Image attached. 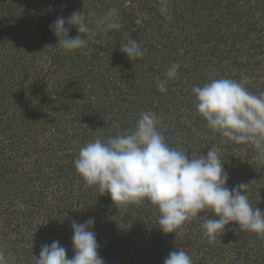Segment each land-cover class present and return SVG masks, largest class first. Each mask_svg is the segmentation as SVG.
Instances as JSON below:
<instances>
[{
  "label": "rangeland",
  "instance_id": "obj_1",
  "mask_svg": "<svg viewBox=\"0 0 264 264\" xmlns=\"http://www.w3.org/2000/svg\"><path fill=\"white\" fill-rule=\"evenodd\" d=\"M226 1L169 0L171 19H167L159 10L161 0H119L124 32H136L143 57L121 63L115 57L120 51L115 42L109 60L103 33L98 56L87 64L88 51L76 50L72 53L80 54L82 61L74 65L65 58L58 62L62 48L56 41L40 47L41 38H32L41 37L42 32L27 31L28 26L45 21V16L31 17L20 31L14 28L11 15L1 11L6 5L2 6L0 251L8 264H36L41 247L53 241L72 245L71 224L89 218L95 220L93 231L99 245L108 242L116 264L122 257L126 264L134 263L121 249L126 243L132 255L130 245L136 239H143L145 260L157 254L150 264H163L170 252L180 248L193 264H264V235L229 224L212 239L203 229V221L196 218L185 223L183 235L164 234L161 247L150 248L149 233L161 232L158 224L151 227L158 222L152 206L149 204L152 212L143 213V224L137 227L139 208L128 206L126 212H120L107 194L88 185L74 167L79 150L88 142L131 133L140 114L151 111L162 118L157 130L169 147L188 152L189 158L194 152L206 155L210 148L218 149L229 175L227 186L248 184L245 194L249 202L264 211V159L251 144L222 143L220 134L197 114L192 94L194 86L214 79L240 81L244 76L249 77L245 87L250 92L264 93V0ZM68 7L70 13L81 14L87 8L86 19L92 14L98 19L116 3L69 0ZM53 10L63 13L61 6ZM37 17L40 22L35 23ZM201 31L205 36L199 38ZM62 55L66 57L68 52L62 51ZM173 63L180 65L177 76L161 93L157 84ZM70 164L73 171L67 168ZM18 201L23 208L17 206ZM200 217L214 218L208 211L199 213ZM99 255L106 264L100 250Z\"/></svg>",
  "mask_w": 264,
  "mask_h": 264
},
{
  "label": "clouds",
  "instance_id": "obj_2",
  "mask_svg": "<svg viewBox=\"0 0 264 264\" xmlns=\"http://www.w3.org/2000/svg\"><path fill=\"white\" fill-rule=\"evenodd\" d=\"M160 12L168 15V0H161ZM66 24L68 27H66ZM58 38L59 46L66 52L85 49L94 35L85 14L73 12L67 21L58 17L50 26ZM75 27L78 35L69 36V28ZM122 25L115 8L97 19L100 32L119 31ZM120 51L129 60L142 58L144 51L133 39L121 44ZM180 65L173 63L158 82L161 93L166 92L168 81L177 76ZM249 77L240 81L218 78L203 86H194L195 108L207 126L220 134L221 142L251 144L264 159V93L250 92L245 84ZM162 118L154 112L140 114L135 130L108 138L88 142L79 150L74 160L76 172L88 185H95L107 194L120 212L129 205L148 202L159 213L158 228L164 234L183 235V226L193 218L203 221L206 234L216 239L225 227L235 224L248 232L264 235V211L251 205L245 194L248 184L227 186L228 173L218 149L210 148L206 155L169 147L164 136L157 130ZM17 206L24 207L22 202ZM204 211L214 218H198ZM94 218L83 223L73 221L72 249L74 255L67 258V250L53 241L43 245L36 264H105L99 255V243L93 231ZM0 264H8L0 251ZM163 264H193L191 256L183 248L169 253Z\"/></svg>",
  "mask_w": 264,
  "mask_h": 264
},
{
  "label": "trees",
  "instance_id": "obj_3",
  "mask_svg": "<svg viewBox=\"0 0 264 264\" xmlns=\"http://www.w3.org/2000/svg\"><path fill=\"white\" fill-rule=\"evenodd\" d=\"M68 1L69 0H0V3H1L0 9L2 8V6L4 7L6 5V7H4L1 11L5 10V11H7L8 14L11 15L12 19L14 20L12 22L14 25V28L19 29V30L23 29L25 27V24L27 26L30 23L31 17H36L39 14L45 16V18H44L45 21H43V19H42L41 22L38 20L39 17H37V20L35 21V23L40 22L39 25L38 24L30 25L31 27L34 26L36 29H31V28H29L30 26L27 27V31L30 34H31V32H30L31 30H34L35 34H39L40 31L42 32V35H40L41 37L35 36L32 38V39H34V41H39V38H41L39 43L41 44L40 47H42V46H44L43 44L52 43L54 41H56L58 43V38L54 35V32L50 27L51 25L54 24L56 19L58 17H63L67 21V19L71 16V14L73 12H76L73 10L72 13H70V9L68 7ZM140 1H142V0H140ZM229 1L230 0H227L226 2H229ZM194 2L196 3L197 1H194ZM114 3H116L115 9L118 12V16H120V14H121V12L119 11L120 8L117 7V4H119V0H114ZM229 4L231 5V2ZM57 6H61L63 13H61V14L56 13V11L53 10V8H55ZM91 6L92 5L90 4L89 7H91ZM226 7H228V5ZM50 8L52 9V11H50L52 13L49 12ZM21 9L23 11H21ZM1 11H0V13H1ZM86 12L88 14V9L84 8L83 14H86ZM96 18H97V16L94 18L93 14H92L91 17L88 16V18L86 19V22L88 23L89 27H91L95 30V34L94 35L83 34V35H85V38L89 40V43H90V45L88 43L87 48H85L88 51L86 57H89L87 64H90L92 62V57H95L96 55L98 56V53L101 51V49L98 48V45H99L100 39L102 40L101 37L103 36V33H105V32H100L98 29H96V21H97ZM128 20H129V18L126 17V24L128 23ZM4 21H6V20H4ZM191 21H192V19H191ZM0 23H2V21H0ZM120 23H121L122 27L119 31H110V32L105 33L107 35L106 50H107L109 60H111V58H112L111 55L114 51L112 49V47H114L115 42L118 44V49L120 50L121 44L127 42L128 39H133L136 41L138 40L136 37L135 31H132L129 29L128 32H124L125 31V23L122 24L121 21H120ZM133 25H135V24H133ZM14 28L8 27L7 29L12 30ZM0 30H1V32H3L2 25H0ZM206 32L208 33V31H206ZM200 33H201V37H199V38H202L203 36H205L204 31H201ZM76 35H78L77 29L75 27H70L69 28V36L75 37ZM92 43H93V46H91ZM59 48H61V47L59 46ZM62 51L65 52V50L61 49V55H60V57L59 56L57 57L58 62H59L60 58H62V59L65 58V60L72 63V65H74L75 63L78 64L80 61H82L81 60L82 56L80 54H77V53L73 54L72 52H70V53L68 52V55L66 57H64V55H62ZM115 57L118 60L120 59L119 61H121V63H125L128 60V58L123 53H121V51H119L115 55ZM98 61L100 62L99 59H98ZM115 62L113 64V66L114 65L116 66ZM67 168L69 170H72V171L74 170V168L72 169L71 164L67 165ZM0 178H2V177H0ZM149 204L150 203H148V202H144V203H141L139 205H129L131 207L136 206V208H139V211H137L138 216L135 217V221L138 224L137 227L140 224H143V221H142V218H144L143 213L148 214V213L152 212V210H153V213H155V212L157 213V215L155 214L156 217L157 218L159 217V213H158L157 208L154 205L150 204L152 206L151 207L152 210H151L150 208H148ZM146 216H148V215H146ZM193 223H194V220L191 222V224H193ZM157 224H158V222L154 221L153 226H151V227H155V226H157ZM163 236H164V233H162V232H158L157 234H155L154 232H153V234L149 233L148 237H149V240H151L149 242V247L152 248L155 246V247H157V249H159L162 245V241L160 240V238L162 239ZM111 237L116 238V236H114V235H112ZM96 238L98 241V237H96ZM124 238L126 239L127 235H124L123 239ZM44 241H46V240H44ZM61 242L62 243H59V244L67 250V258H72V256L74 255L72 245H68V244L66 245V243H64L63 241H61ZM128 242L129 241H127V243ZM131 243H132V245H130V248H133L132 255H130L128 253L126 243H125L124 249H121V250L122 251L125 250V252H127L124 254H126L127 257L130 258V260L133 258L135 259L134 263H132V264H136L138 262H141L142 264L155 263L156 258H157L156 253H154L151 256V258H149L147 260L144 259V257L146 256V251L142 247V244H144L143 239H141V240L136 239V240H133V242H131ZM108 245H109L108 242L105 244V246L103 245L101 247L99 245L100 246L99 250L107 258L106 264H116L114 259H112V255H114V253L113 252L111 253V251H109L110 247ZM134 252H137V255L134 254ZM117 264H126L124 258L122 257L121 262L117 263Z\"/></svg>",
  "mask_w": 264,
  "mask_h": 264
}]
</instances>
